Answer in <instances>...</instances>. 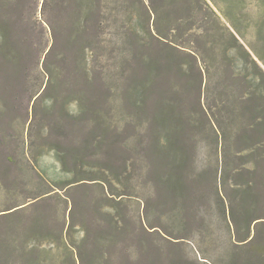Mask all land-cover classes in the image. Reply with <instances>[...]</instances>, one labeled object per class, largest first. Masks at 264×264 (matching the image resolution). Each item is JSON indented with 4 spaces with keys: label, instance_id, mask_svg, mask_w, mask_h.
I'll use <instances>...</instances> for the list:
<instances>
[{
    "label": "trees",
    "instance_id": "16d2710c",
    "mask_svg": "<svg viewBox=\"0 0 264 264\" xmlns=\"http://www.w3.org/2000/svg\"><path fill=\"white\" fill-rule=\"evenodd\" d=\"M126 1L0 0V54L4 61L20 65L22 54L8 40L12 29L4 20L16 25L28 12L36 24L48 26L54 41L43 66L49 85H56L65 79L58 69L71 61L57 53L56 40L67 31L68 42L78 52L74 62L84 84H97L101 91L95 99H83L81 113L102 131L98 139L102 145L107 141L103 133L114 126L110 100L123 109L126 124L142 139L143 171L153 188L164 189L181 216L198 220L199 254L205 261L196 258V264H264L263 88L237 94L229 84L223 94L219 81L210 95L209 79L207 98H213L214 104L207 99L203 104L204 70L208 77L221 79V66L229 60L231 47L220 59L215 54L219 46L213 44L215 55L205 68L190 54L195 61L191 69L197 70L194 75L191 72L192 84L174 82L176 73L183 74L184 80L187 72L180 57L173 54L176 49L160 30L153 34L150 24L147 38L127 25ZM153 8L147 14H155L157 20ZM230 37V42L239 43L233 34ZM109 59L115 61V68H102ZM260 72L264 77V71ZM238 77L231 72L228 81L235 85ZM194 113L204 119L202 126L210 141L202 167L192 160L191 143L198 124L188 114ZM161 137L166 139L163 147ZM79 172L75 179L57 182L54 190L43 194L44 202H54V213L37 211L22 224L20 215L26 207L9 209L6 216L17 222L0 236V264H145L144 257L156 258L157 247L148 239L137 235L139 241L134 242L136 229L120 213L124 201L113 193L109 181L91 184L100 187L98 197L80 202L74 196L87 187V179L79 177ZM200 203L206 208L204 215ZM140 231L147 237L153 234L143 224Z\"/></svg>",
    "mask_w": 264,
    "mask_h": 264
},
{
    "label": "rangeland",
    "instance_id": "374dc122",
    "mask_svg": "<svg viewBox=\"0 0 264 264\" xmlns=\"http://www.w3.org/2000/svg\"><path fill=\"white\" fill-rule=\"evenodd\" d=\"M151 8L157 12V20L153 13L148 16L147 10ZM124 11L127 25L137 29L143 38L148 37L149 24L153 34L158 29L168 38L176 49L173 54L180 57L187 71L184 80L183 74L176 73L174 82L179 84L187 80L192 84V73L197 72L191 69L195 61L190 54L198 57L205 68L213 57V44L219 46L215 54L220 59L226 48L231 47L229 60L221 66V79L219 75L208 77L204 70L203 104L207 101L214 104L213 98L210 101L207 98L209 79L210 95L219 81L223 94L229 84L237 94L258 87L264 91L260 72L264 71V0H127ZM4 21L12 29L6 36L17 46L22 61L16 67L0 54V236L17 222V218L6 216L9 209L26 207L27 211L20 215L22 224H27L37 211L54 213V202H44L43 194L54 190L57 182L75 179L80 171L79 177L87 179L84 182L87 187L74 194L80 202L100 196V187L92 188L91 184L106 180L113 193L121 195L124 203L119 211L130 228L136 229L134 242L139 241L136 239L139 235L157 247L156 258L144 257L145 264H196V258L205 261L199 254L198 220L181 216L165 190L153 188L143 171L142 139L126 124L123 109L115 107L111 100L112 106L108 107L113 108L114 126L103 133L107 141L99 143L102 131L80 110L83 99H95L101 91L97 84H84L80 68L74 62L78 52L68 42L67 31H62L56 40L57 53L71 61L57 71L65 79L49 85L43 65L54 41L48 26L36 24L28 12L19 24ZM230 34L238 39V44L230 42ZM114 63L109 59L102 68L114 69ZM231 72L239 75L235 85L228 81ZM187 99L189 104L193 102L190 93ZM101 103L105 105L102 98ZM188 116L194 125L198 124L191 145L192 160L200 167L208 156L210 141L204 132V119L195 113ZM160 140L163 147L166 139ZM199 209L203 215L206 213L202 203ZM141 224L153 232L152 236L140 231ZM130 242L133 244V240Z\"/></svg>",
    "mask_w": 264,
    "mask_h": 264
}]
</instances>
